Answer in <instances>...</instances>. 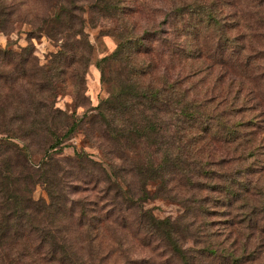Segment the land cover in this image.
<instances>
[{"label": "trees", "instance_id": "trees-1", "mask_svg": "<svg viewBox=\"0 0 264 264\" xmlns=\"http://www.w3.org/2000/svg\"><path fill=\"white\" fill-rule=\"evenodd\" d=\"M41 1L54 11L40 33L61 40L54 59L31 79L26 47L0 76L9 86L0 105V264H256L264 0ZM84 5L91 25L108 18L116 38L96 62L109 89L96 106L83 103L93 52ZM3 16L0 4V27ZM22 80L33 87L25 98ZM67 80L81 114L54 104ZM77 131L121 165L58 157ZM37 184L48 200L33 197ZM155 198L182 210L159 217L146 207Z\"/></svg>", "mask_w": 264, "mask_h": 264}, {"label": "rangeland", "instance_id": "rangeland-1", "mask_svg": "<svg viewBox=\"0 0 264 264\" xmlns=\"http://www.w3.org/2000/svg\"><path fill=\"white\" fill-rule=\"evenodd\" d=\"M0 4L5 13L2 19V26L0 27V53L8 50L14 55V59L9 60L8 58H3L2 54H0V76L3 72H8L13 67L14 62H17L19 59L17 55L27 47L29 48H26L29 58L28 61L25 62V66L26 68L31 66V73L33 76L31 79L36 80L41 75L38 67L54 59L52 58V54L57 51L61 43L60 39H50L46 35L41 34L39 30L42 26V19L47 17L50 18L54 9L50 3L51 8L47 11L43 7L41 0H0ZM85 9L84 17L86 19V25L84 31L87 34L89 42L93 45V52L90 58V64L84 72V94L86 99L83 100V103L85 105L96 106L99 100L109 92L107 86H102L101 84L100 71L96 66V62L99 58L109 54L115 48L116 38L112 35L111 21L108 18H98V20L94 22V25H91L89 22L90 13L88 12L87 6H85ZM30 49H33L32 55L29 53ZM72 69L73 66L69 67L65 70L66 73L63 75H68ZM65 77L66 76H64V78ZM18 82L19 81H17V84ZM20 82L23 83L22 89L24 91L27 89L26 93H24V91L21 93L22 98H25L30 92H33V87L30 88V85L28 86L27 80H22ZM5 86L7 87L8 83L1 79L0 105L5 101ZM63 86L64 88L57 92L54 102L55 106L67 111L75 109L77 114H81L85 107L82 106V104L75 107L74 104L76 101L73 98V88L69 80H67ZM34 98H36V95H34ZM103 147H100L97 143L87 138L82 131H77L72 138L65 143L57 156L60 158H72L76 153H86L90 161L98 162L102 165L111 161V165L114 164L116 167L120 166L121 161H117L113 154L108 153V149L106 150V148ZM37 158L38 155L35 156V159ZM75 170L76 167L74 171ZM126 176L132 188L137 185L136 178H132L128 174ZM88 194L90 196H95L97 192L93 190L89 191ZM33 197L35 199L44 198L48 200V195L40 184L35 186ZM72 197L81 198V195L75 194L74 196L72 195ZM146 207H153L154 213L159 217L176 216L182 210L180 204L171 198H155L146 203ZM218 239L221 240L222 236L218 237ZM155 262L159 263L160 261L156 259ZM257 263L264 264V256L259 258L258 261L256 260V264Z\"/></svg>", "mask_w": 264, "mask_h": 264}]
</instances>
